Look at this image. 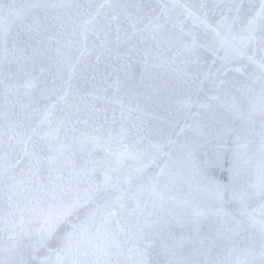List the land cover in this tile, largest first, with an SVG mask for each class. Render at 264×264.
Here are the masks:
<instances>
[{
  "label": "water",
  "instance_id": "obj_1",
  "mask_svg": "<svg viewBox=\"0 0 264 264\" xmlns=\"http://www.w3.org/2000/svg\"><path fill=\"white\" fill-rule=\"evenodd\" d=\"M0 5V264H264L261 0Z\"/></svg>",
  "mask_w": 264,
  "mask_h": 264
},
{
  "label": "snow or ice",
  "instance_id": "obj_2",
  "mask_svg": "<svg viewBox=\"0 0 264 264\" xmlns=\"http://www.w3.org/2000/svg\"><path fill=\"white\" fill-rule=\"evenodd\" d=\"M6 10V6L5 5H0V11H4ZM264 14V0H261V8L260 10L257 12V15H261ZM249 23L251 24V21H249ZM54 107V105H53ZM112 171H115V169H112ZM103 184L102 185H97L95 186V188L93 189V191H109V189H115L117 191H119L117 184L112 183V176L110 174L109 171H105L103 173ZM117 181L119 180V177L116 178ZM222 187L227 188V185H222ZM91 198V197H89ZM123 199V196H117L115 198V201L109 202V204L107 205L109 211H108V215L111 217H115L118 213L119 208H122L123 205L120 203ZM71 237H66V243L70 242Z\"/></svg>",
  "mask_w": 264,
  "mask_h": 264
}]
</instances>
